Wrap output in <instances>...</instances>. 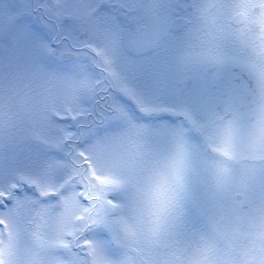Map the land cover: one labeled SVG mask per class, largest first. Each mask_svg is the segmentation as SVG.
<instances>
[{
    "label": "snow or ice",
    "instance_id": "6c2138e0",
    "mask_svg": "<svg viewBox=\"0 0 264 264\" xmlns=\"http://www.w3.org/2000/svg\"><path fill=\"white\" fill-rule=\"evenodd\" d=\"M0 264H264V0H0Z\"/></svg>",
    "mask_w": 264,
    "mask_h": 264
}]
</instances>
